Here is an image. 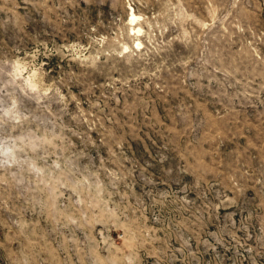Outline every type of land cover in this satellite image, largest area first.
I'll return each mask as SVG.
<instances>
[{"label": "rangeland", "instance_id": "374dc122", "mask_svg": "<svg viewBox=\"0 0 264 264\" xmlns=\"http://www.w3.org/2000/svg\"><path fill=\"white\" fill-rule=\"evenodd\" d=\"M0 264H264V0H0Z\"/></svg>", "mask_w": 264, "mask_h": 264}, {"label": "bare ground", "instance_id": "6f19581e", "mask_svg": "<svg viewBox=\"0 0 264 264\" xmlns=\"http://www.w3.org/2000/svg\"><path fill=\"white\" fill-rule=\"evenodd\" d=\"M131 17H132V21H135L136 19H138V16H136L134 14H131Z\"/></svg>", "mask_w": 264, "mask_h": 264}]
</instances>
